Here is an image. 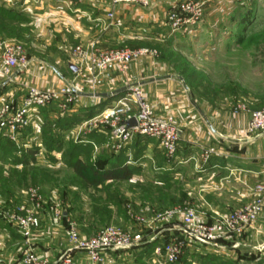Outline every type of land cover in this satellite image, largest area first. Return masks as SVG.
Instances as JSON below:
<instances>
[{
  "label": "rangeland",
  "instance_id": "obj_1",
  "mask_svg": "<svg viewBox=\"0 0 264 264\" xmlns=\"http://www.w3.org/2000/svg\"><path fill=\"white\" fill-rule=\"evenodd\" d=\"M99 1L103 2V5L97 11L107 18L111 7L110 0ZM152 1L146 7H149ZM187 1L201 0H181L178 6L168 13V21L173 11L180 12V4ZM219 1L226 3L224 16L221 18L227 19L228 28L224 27L225 30L229 33L244 34L245 38L240 39L237 54L223 58L213 65L200 64L198 69L192 68L190 73L192 81L204 84L207 89L198 91L217 100L225 95L230 100L235 96L238 100L242 99L239 103L240 108L251 111L263 109L264 0ZM89 2L90 0H0V41L20 43L29 60L27 68L16 71L18 74L14 73L13 80L9 82L15 81L9 91L13 96L0 94L1 106L8 103L17 105L30 86L41 87L33 83L32 73L35 74V78L50 82L55 77L60 78L63 71L66 84L73 85L70 83V77L74 74L68 68V62L76 61L77 63H73L78 66L76 73L80 72L79 61L72 57L71 52L77 45L84 44H78L79 40L70 34L69 28L73 30V23H68V20L74 19L73 3L86 8L84 5L88 6ZM120 5L145 7L137 4ZM80 15L82 20L87 18L82 13ZM204 18L203 14L195 23H187L173 32L190 29L192 33L201 34L208 33L209 29V33H218L214 26L212 28L202 26ZM169 26L171 28L170 22ZM202 44L193 43L196 48ZM147 49L156 52L158 56V50ZM171 58L176 66L177 63L180 66L189 63L182 56L176 55ZM18 75L19 77L15 79ZM77 120L78 117H36L35 120H31L30 131L20 135L19 149L14 148L9 137L3 135V148L6 150L0 153V209L12 211L24 204H30L32 208L29 199L31 190L41 193L44 208L38 210L41 225L35 233H39L38 236H45L48 233V236L59 242L62 248L66 245L60 254L71 246L66 234L70 223L75 225L82 239L96 237L108 227L142 233L148 237L141 245L105 253L102 261L98 263H93L88 255L83 253V264H264V233L229 237L214 244L218 246L198 245L181 235L180 217L176 218L177 229L174 231L170 230V226L153 223L157 213L173 208H193L206 219H210L214 214H207L209 212L206 204L202 207L199 201L176 202L172 198L169 180L167 184H155L152 152L147 155L144 152L132 154V160L138 164L131 169V178L106 181L99 186L88 184L75 173L72 168L73 162L81 156L86 164L99 165L103 160L100 161L98 158L110 157V138L113 135L110 125L104 122L103 117H95L92 122ZM95 130L105 133L103 143L105 145L101 150L93 148L90 136ZM113 139L116 148L117 140L114 137ZM150 140L151 148L160 146L157 139L149 138ZM29 150L37 151L35 163L24 164ZM164 155L170 158L165 152ZM139 162L142 165L138 166ZM241 206L244 205L236 208ZM52 207H58L60 210L58 217L53 214ZM142 218L145 219V223L140 221ZM0 229V235L3 236L0 241L5 242L8 239L12 243L19 241V256L24 248L21 246L22 243L24 245V238L18 239L13 226L1 217ZM156 235L158 240L162 241L156 245L151 244L154 242L151 238ZM172 237H179L180 241L184 242L181 257L175 261H172L162 249Z\"/></svg>",
  "mask_w": 264,
  "mask_h": 264
},
{
  "label": "crops",
  "instance_id": "obj_2",
  "mask_svg": "<svg viewBox=\"0 0 264 264\" xmlns=\"http://www.w3.org/2000/svg\"><path fill=\"white\" fill-rule=\"evenodd\" d=\"M180 1L153 0L149 7L120 5L116 7L113 20L98 13L97 10L103 5L99 0H90L88 6L83 4L86 8L73 3L74 19L68 20V23H73V30L69 28V31L79 40L78 44L97 43L101 48L110 49L146 47L158 50L159 54L137 60L124 73L114 71L110 81L95 93L91 90L86 74L82 71L73 72L69 66L71 62H68V68L74 74L70 77L72 89L80 93L78 100L66 112L52 106L34 110L31 120L36 117H78L77 122H92L125 91L116 95H112L113 92L130 84H139L157 115L174 117L180 129L177 153L168 159L161 146L151 148V140L142 136H135L122 151L116 143V150L113 137L110 136V164L106 167L127 166L132 169L138 164L132 160L133 153L144 152L147 155L152 152L155 167L153 180L157 185L167 184L169 180L172 198L176 202L199 201L202 207L206 204L207 214L227 213L253 201L256 197L253 187L264 183V134L249 130L250 110L240 108L242 99L238 100L234 96L230 100L225 95L217 100L209 94L200 93L198 90H205L206 87L198 81H192L190 73L192 68L198 69L200 64L213 65L237 54V46L245 35L225 30L224 27L228 28L227 19L221 18L226 3L219 0H201L205 11L202 26H214L218 33H209V29L208 33L201 34L192 33L190 29L173 32L169 26L168 13ZM80 13L87 18L82 20ZM194 42L203 44L196 48ZM176 55L186 58L189 63L181 66L177 63L176 66L171 58ZM63 74L62 71L60 78L55 77L50 82L35 78L33 73L31 79L41 87L58 88L66 84ZM14 82L8 83L7 89L1 88L0 94H11L9 91ZM94 132L90 136L93 148L101 150L105 145V133ZM15 231L18 239L22 237ZM249 233L250 236L264 233V209L246 236ZM38 235L34 232L32 243L40 256L55 260L61 249L66 247L62 248L48 233L42 237ZM2 238L1 234L0 240ZM18 242L12 243L9 239L0 241V264H14L17 261L21 254L18 256ZM21 246L24 247L23 243ZM83 253L87 256L85 252L79 251L73 255V264H83Z\"/></svg>",
  "mask_w": 264,
  "mask_h": 264
},
{
  "label": "built area",
  "instance_id": "obj_3",
  "mask_svg": "<svg viewBox=\"0 0 264 264\" xmlns=\"http://www.w3.org/2000/svg\"><path fill=\"white\" fill-rule=\"evenodd\" d=\"M152 0H110L108 19L115 18L116 7L120 4H137L148 6ZM180 12L173 11L169 16L172 31L178 30L187 23H195L204 14V3L201 1H187L180 4ZM156 52L147 48L139 49H102L95 43L77 45L71 55L77 58L82 71L89 79L93 93L99 87L110 81L114 71L126 72L129 66L137 60L156 56ZM28 57L24 47L14 41H0V83L4 80L12 81L16 71H22L28 66ZM73 85H63L58 88H44L30 86L26 94L17 105H0V129L8 133L12 142L20 145V135L29 127L34 110L56 105L59 109L67 111L78 100L80 93L72 89ZM249 130L264 134V108L250 110ZM105 123L111 128L113 137L117 140V147L121 149L136 135H145L159 141L165 153L173 157L178 150L180 129L173 116H159L149 103L139 84H130L123 95L101 114ZM134 118L136 124L128 125ZM209 154L207 153L206 156ZM256 197L244 206L236 208L229 213L213 212L210 219L202 217L195 209L173 208L157 213L153 223L158 222L170 230H176V218L180 217L181 235L200 245H214L220 240L229 237H238L253 227L264 209V183L253 187ZM30 204L17 206L12 211L0 209V217L4 218L24 238V248L14 264H73V255L76 252H85L93 263L101 262L103 255L109 251L126 250L141 245L148 237L142 233H132L114 227L104 229L99 235L89 239H82L73 223L69 224L66 234L71 246L55 260L40 256L34 249L32 237L41 225L38 210L44 208L43 197L36 190H31ZM57 217L60 215L58 207H52ZM145 223V219H140ZM175 228V229H174ZM157 238L153 236L151 240ZM184 243V242H183ZM179 237H172L163 245L162 249L172 260L181 257L183 244Z\"/></svg>",
  "mask_w": 264,
  "mask_h": 264
},
{
  "label": "trees",
  "instance_id": "obj_4",
  "mask_svg": "<svg viewBox=\"0 0 264 264\" xmlns=\"http://www.w3.org/2000/svg\"><path fill=\"white\" fill-rule=\"evenodd\" d=\"M1 83H3V81ZM0 91H1V89H0ZM51 106L56 108V109L58 108L56 105L53 104V105H50V106H47V107H43L41 109H46V108H49ZM59 110H61V109H59ZM61 111L62 112H66V111H63V110H61ZM27 129L24 131V133H26V134L30 131L29 127ZM3 135H6L8 137L7 131L4 130V129H0V153H1V151L6 150V149L3 148V142H4ZM136 136L146 137L147 139H149V138L150 139H155V138H151V137L145 136V135H136ZM9 141L13 145L14 148L19 149L21 147L20 145L18 146L15 142H12L10 139H9ZM129 143L125 144L119 150L122 151L125 148V146L128 145ZM162 151L165 152L163 149H162ZM36 154H37L36 150H29V153L27 155L28 157L24 160V164L35 163ZM171 158L172 157H170V159ZM98 159H100V161L103 160L102 162L99 163V165H96V164L88 165V164H86L85 160L81 156H79V157H77L75 162H73L72 168H73V170L75 171V173L78 176H80L82 179H84L88 184H90L92 186H99L100 184H102V183H104L106 181H110V180H116L117 181V180H125V179L131 178V169L128 168L127 166L119 167V168H111L110 169V166L106 167V165L110 164V157H108V158H101L100 157ZM247 232L248 231H246L244 234L246 235ZM179 237H181V235H179ZM156 241H158V242H156ZM159 241H162V240H158V238H155L154 240H152L153 243H151V244L156 245L157 243H159ZM198 245H200V244H198Z\"/></svg>",
  "mask_w": 264,
  "mask_h": 264
},
{
  "label": "water",
  "instance_id": "obj_5",
  "mask_svg": "<svg viewBox=\"0 0 264 264\" xmlns=\"http://www.w3.org/2000/svg\"><path fill=\"white\" fill-rule=\"evenodd\" d=\"M69 66H70V68H71V70H72L73 72L78 71V66H77V65L71 63V64H69ZM17 74H18V73H15V75H17ZM9 82H10L9 79L6 80L3 84L0 85V89L3 88V87H5ZM127 89H128V86L123 87V88H121V89H119V90L113 92L112 95H116V94L122 93V92L126 91ZM105 95H106V94H105ZM127 123H128L129 126H133V125L136 124V121H135L134 118H132V119H130Z\"/></svg>",
  "mask_w": 264,
  "mask_h": 264
}]
</instances>
